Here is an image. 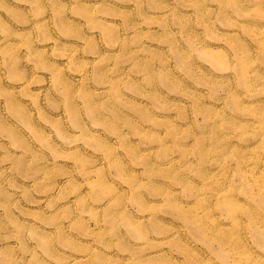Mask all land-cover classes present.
<instances>
[{"label": "rangeland", "instance_id": "obj_1", "mask_svg": "<svg viewBox=\"0 0 264 264\" xmlns=\"http://www.w3.org/2000/svg\"><path fill=\"white\" fill-rule=\"evenodd\" d=\"M0 264H264V0H0Z\"/></svg>", "mask_w": 264, "mask_h": 264}]
</instances>
